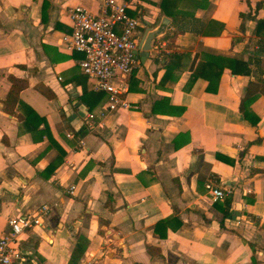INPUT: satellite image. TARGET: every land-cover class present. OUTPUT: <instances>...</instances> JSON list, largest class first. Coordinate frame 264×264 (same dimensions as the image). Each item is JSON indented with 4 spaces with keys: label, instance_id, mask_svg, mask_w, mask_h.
Returning a JSON list of instances; mask_svg holds the SVG:
<instances>
[{
    "label": "crops",
    "instance_id": "crops-1",
    "mask_svg": "<svg viewBox=\"0 0 264 264\" xmlns=\"http://www.w3.org/2000/svg\"><path fill=\"white\" fill-rule=\"evenodd\" d=\"M104 1L0 0V235L47 205L21 237L26 264H264V0H124L139 43L163 34L117 81L132 108L87 130L69 119L108 97L64 35L70 9ZM218 57L252 74L219 79ZM208 61L213 83L194 81Z\"/></svg>",
    "mask_w": 264,
    "mask_h": 264
},
{
    "label": "built area",
    "instance_id": "built-area-1",
    "mask_svg": "<svg viewBox=\"0 0 264 264\" xmlns=\"http://www.w3.org/2000/svg\"><path fill=\"white\" fill-rule=\"evenodd\" d=\"M128 9L129 5L124 0H105L99 14H93L82 6L69 11L72 32L65 34L64 40L73 51L84 55L79 66L93 90L105 92L108 96L106 106L98 113L85 115L87 130L102 126L103 120L112 113L132 108L124 96L128 92L127 86L117 83L130 76L139 62L136 34L140 22L128 14ZM85 147L81 139L76 149ZM206 187L215 200L228 196L226 190L211 183ZM74 190L75 186H70L68 192L73 195ZM50 212V206L44 205L33 213L9 218L6 230L0 235V264H26L20 248L21 237L27 230L41 226L43 218Z\"/></svg>",
    "mask_w": 264,
    "mask_h": 264
},
{
    "label": "trees",
    "instance_id": "trees-1",
    "mask_svg": "<svg viewBox=\"0 0 264 264\" xmlns=\"http://www.w3.org/2000/svg\"><path fill=\"white\" fill-rule=\"evenodd\" d=\"M165 1H167V0H164V1L162 2V5H161L162 8H164V9H165V6H164V2H165ZM257 7H258V8L264 7V1L261 2V3H258ZM261 33H264V19L259 20V21L257 22L256 34H259V35H260ZM211 58H213V56H212ZM216 60H217L216 66H217V69H219L218 72H217L216 74H217V78H219V79H220V77L222 76V73H223V71H224V69H225L226 67H228L234 75H245V76H249V75L252 74V70H251V68H250V65H249V63H247L246 61H243V60H237V59H225V58H222V57H218V58H216ZM223 60L226 62V64H228V65H225V67H224V66H220V65L218 64V62L220 63V62L223 61ZM210 62H213V63H210ZM210 62L208 61V63H206V64L203 66V69H202V71L200 72V74H197V75L194 77V81H195L197 78H199V76H203V77H207L208 79H212L211 83H213V79H214V78H213V74H212V75H211V74H208L207 71L209 70V66L214 65L215 62H214V61H210ZM212 69H213V67H212ZM12 81H13V82H16L15 79H13ZM20 89H21V88H20ZM20 89H18V91H19ZM16 91H17V89H16ZM96 93H97L96 95L98 96L99 100L103 99L104 94H106L105 92H97V91H96ZM51 96H54V95H51ZM51 96H50V97H51ZM106 96H107V94H106ZM107 97H108V96H107ZM10 98H12V99L14 100V102L16 101V100L13 98L12 95H10ZM252 100H253V94H251V93L249 92L248 95H246V99L244 100V107L242 106V109H244L245 106L247 107L248 104H249V102H251ZM88 106H89V105H88ZM90 108H91V107H90ZM155 108H156V107H154V109H155ZM225 201H226V203H227V206H229V205L231 204V199L228 198V196L225 198Z\"/></svg>",
    "mask_w": 264,
    "mask_h": 264
},
{
    "label": "water",
    "instance_id": "water-1",
    "mask_svg": "<svg viewBox=\"0 0 264 264\" xmlns=\"http://www.w3.org/2000/svg\"><path fill=\"white\" fill-rule=\"evenodd\" d=\"M164 25H168V20H164ZM163 34V29H158V30H152V29H147L144 35L143 40L141 43H139V50L137 51V55L140 56L143 60H145L148 56L150 51L153 48V41L157 36H160ZM81 112L78 114H75L71 116L69 119L72 122V125H75L76 122L80 121L81 118L85 117V110L82 108L80 109Z\"/></svg>",
    "mask_w": 264,
    "mask_h": 264
}]
</instances>
